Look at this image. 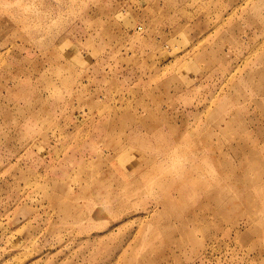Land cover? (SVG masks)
<instances>
[{
    "label": "rangeland",
    "instance_id": "374dc122",
    "mask_svg": "<svg viewBox=\"0 0 264 264\" xmlns=\"http://www.w3.org/2000/svg\"><path fill=\"white\" fill-rule=\"evenodd\" d=\"M0 264H264V0H0Z\"/></svg>",
    "mask_w": 264,
    "mask_h": 264
}]
</instances>
